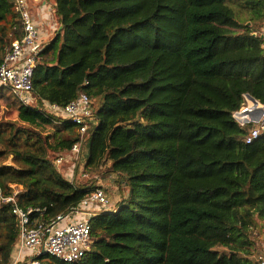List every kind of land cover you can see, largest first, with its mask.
<instances>
[{
    "label": "trees",
    "instance_id": "obj_1",
    "mask_svg": "<svg viewBox=\"0 0 264 264\" xmlns=\"http://www.w3.org/2000/svg\"><path fill=\"white\" fill-rule=\"evenodd\" d=\"M44 1L58 29L37 57L34 105L0 85L35 128L0 122V189L19 188L18 205L48 222L97 187L88 174L111 175L117 188L115 205L90 218L85 257L38 263L259 264L264 135L246 144L250 126L232 113L244 94L264 104V34L253 35L264 28V0ZM21 35L12 3L0 0V60ZM81 93L92 114L72 170L55 160L78 141L77 127L44 104L64 107ZM17 237L0 204V264L12 263Z\"/></svg>",
    "mask_w": 264,
    "mask_h": 264
},
{
    "label": "built area",
    "instance_id": "obj_2",
    "mask_svg": "<svg viewBox=\"0 0 264 264\" xmlns=\"http://www.w3.org/2000/svg\"><path fill=\"white\" fill-rule=\"evenodd\" d=\"M9 1L17 14L22 35L11 42L0 60V85L8 89L24 106L32 107V77L43 41L28 0ZM49 11L53 12L54 8ZM56 29L58 27H54L53 31ZM256 34L253 32V35ZM242 99L240 108L232 113V119L242 128L250 126L245 137V143L250 144L264 135V104L254 98L249 99L246 94L242 95ZM44 108L66 118L77 127L78 141L68 153L59 154L55 160L57 166L69 161L74 170L80 162L81 146L88 129L87 120L92 114L91 100L81 93L64 107L46 102ZM18 192L15 190L12 195L6 196L0 189V204L9 205L18 227L16 250L11 264H39L36 258L42 255L64 263H73L86 256L90 246V218L109 206V199L102 188L96 187L77 206L56 215L48 222L34 217V214L40 212L39 208L19 206L16 198ZM256 260L264 264V250Z\"/></svg>",
    "mask_w": 264,
    "mask_h": 264
},
{
    "label": "rangeland",
    "instance_id": "obj_3",
    "mask_svg": "<svg viewBox=\"0 0 264 264\" xmlns=\"http://www.w3.org/2000/svg\"><path fill=\"white\" fill-rule=\"evenodd\" d=\"M232 8L235 10L239 20L241 21L248 20V13L246 9L241 8L237 4H232ZM56 21L58 24L57 18H56ZM247 25H250L249 22H247ZM256 31L257 33H260L261 28L257 29ZM4 90L6 91V88H4ZM13 100H14L13 97H9V95L6 94L5 92L0 93V122L1 121H15V122L17 121L18 123L22 125L35 129L34 127L29 126L26 123H23L18 119L17 112H16L17 104ZM37 129L39 130L41 129L44 133H53L54 131L51 126L38 127ZM10 162L11 161L9 159L6 161V164H9ZM88 176H89V179L93 178L97 183L96 184L97 187L102 188L103 191H105V189L109 187V192L105 191V194L107 198L109 199V206L106 208V210H110L115 205L114 196H112L110 193L114 191L115 188H117V185L112 183L113 178L111 177V175H108V174H105L104 177H102L101 175H91V174H88ZM15 190L19 191V188H16ZM255 235H256V239L258 243L256 249L257 248L262 249L264 247V243L262 242L264 240V235L260 234L258 231H255ZM256 252L258 251L256 250L255 253Z\"/></svg>",
    "mask_w": 264,
    "mask_h": 264
},
{
    "label": "crops",
    "instance_id": "obj_4",
    "mask_svg": "<svg viewBox=\"0 0 264 264\" xmlns=\"http://www.w3.org/2000/svg\"><path fill=\"white\" fill-rule=\"evenodd\" d=\"M30 11L39 25L40 34L43 44L49 41L54 32V27H58L55 12L49 11L52 7L51 3H46L44 0H28ZM51 18V19H48ZM264 34V28L261 29Z\"/></svg>",
    "mask_w": 264,
    "mask_h": 264
},
{
    "label": "water",
    "instance_id": "obj_5",
    "mask_svg": "<svg viewBox=\"0 0 264 264\" xmlns=\"http://www.w3.org/2000/svg\"><path fill=\"white\" fill-rule=\"evenodd\" d=\"M247 97H248L249 99L253 100V98H252L251 96L247 95Z\"/></svg>",
    "mask_w": 264,
    "mask_h": 264
}]
</instances>
